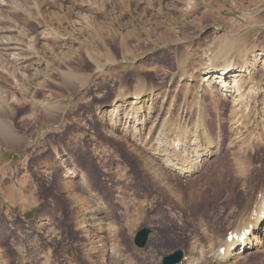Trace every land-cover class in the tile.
<instances>
[{
  "label": "rangeland",
  "instance_id": "1",
  "mask_svg": "<svg viewBox=\"0 0 264 264\" xmlns=\"http://www.w3.org/2000/svg\"><path fill=\"white\" fill-rule=\"evenodd\" d=\"M2 3L0 264H207L264 191V0Z\"/></svg>",
  "mask_w": 264,
  "mask_h": 264
},
{
  "label": "bare ground",
  "instance_id": "2",
  "mask_svg": "<svg viewBox=\"0 0 264 264\" xmlns=\"http://www.w3.org/2000/svg\"><path fill=\"white\" fill-rule=\"evenodd\" d=\"M4 1V0H3ZM2 1V2H3ZM0 1V5H3ZM8 5V4H6ZM13 28V27H12ZM11 30L13 31V29H9V31H5L6 33H9L11 32ZM15 31V30H14ZM9 35V34H8ZM7 37V36H5ZM4 37V38H5ZM10 37V36H9ZM3 38V37H2ZM8 41V40H7ZM6 41V42H7ZM10 41V40H9ZM3 42V41H2ZM15 42V41H14ZM5 43V42H3ZM7 44V43H6ZM10 44V43H9ZM8 44V45H9ZM12 45V44H11ZM10 45V46H11ZM7 46V45H6ZM19 46V45H18ZM7 48V47H6ZM10 49V47H9ZM21 49V48H20ZM13 50V49H12ZM18 50V49H17ZM10 53V52H9ZM8 54V53H7ZM13 58V57H12ZM15 59V58H14ZM16 64V63H15ZM242 64L245 66L247 65V61L244 59ZM18 66V64H17ZM231 65L229 63H227L224 67V69L219 72V73H215V72H206L205 76L206 78L204 79L205 80H218V90L220 91H223V92H227V93H231V91L229 90V83L233 82V81H236V79L239 77V74L237 73V71H232L233 68L231 69L230 68ZM236 86L238 87V84L236 83ZM253 87H250V90H253L252 89ZM257 92V91H255ZM231 96V95H229ZM238 106V105H237ZM236 108V107H234ZM237 109V108H236ZM112 112V113H111ZM118 112V109H113V110H110V111H107V112H104L103 113V117H111L112 115H115L117 114ZM1 128V127H0ZM212 155V150H206V154L205 156L200 160V161H197V157L194 158L193 156L191 158H187V162H184L186 160H182L184 163L181 164V167L178 168V166L175 165V167L178 169V175L179 176H190L191 173H195L197 172V169H198V166L199 164H201L202 162L206 161L210 156ZM181 162V161H180ZM178 161V163H180ZM198 162H200L198 164ZM177 163V164H178ZM180 165V164H179ZM81 182V181H79ZM79 184V183H78ZM84 184V183H83ZM82 185V184H81ZM71 186V185H70ZM73 186V185H72ZM81 187V186H80ZM85 187V186H84ZM77 188V187H75ZM73 188V189H75ZM83 188V187H82ZM80 189V188H79ZM76 190V189H75ZM81 197V196H80ZM83 200V199H81ZM83 202V201H81ZM87 202V201H85ZM180 204V202H179ZM258 210L257 212L250 218V220L248 222L244 221V219H242L241 222H243L241 224V228H235L233 229L231 232H230V236H234L236 235L237 238L236 239H232V241H229V237L228 239H226V241L223 243V245H219L218 246V249L215 251V252H210L209 249H205L204 251V257L206 258V260H208V263L207 264H211L212 261L215 259L217 261H228L229 259H233L235 258L234 256H240L241 254H244L245 256V253L252 250L256 245H260L261 243V239H262V236H264V191H263V194L261 195V198H260V202L258 203ZM93 216V215H92ZM240 217V216H239ZM92 219V218H91ZM93 221V220H92ZM98 222L95 224L97 225H100L101 226H105L106 225H110L107 221V219L103 218V223L105 224H102V221L100 220V218L97 220ZM91 223H94V222H91ZM92 228V227H91ZM99 228V226H98ZM97 229V227H96ZM107 229V228H106ZM93 231V230H92ZM246 231H249V235L246 236V238L244 240H239V237L245 233ZM119 236V235H118ZM206 246H208V248L210 246H212L211 242L208 241L206 243ZM202 247V246H201ZM204 249V248H203ZM202 249V250H203ZM224 250L223 254H221V250ZM116 250V249H115ZM114 250V251H115ZM91 251V250H90ZM90 253V252H89ZM114 253V252H113ZM17 254H19L17 252ZM119 254V253H118ZM248 254H246L247 256ZM206 262V261H205ZM5 264V263H4Z\"/></svg>",
  "mask_w": 264,
  "mask_h": 264
},
{
  "label": "water",
  "instance_id": "3",
  "mask_svg": "<svg viewBox=\"0 0 264 264\" xmlns=\"http://www.w3.org/2000/svg\"><path fill=\"white\" fill-rule=\"evenodd\" d=\"M151 231L147 228L139 230L134 238V244L138 248H143L147 243L148 237ZM183 258V253L181 251H176L170 256L163 259L162 264H178Z\"/></svg>",
  "mask_w": 264,
  "mask_h": 264
}]
</instances>
